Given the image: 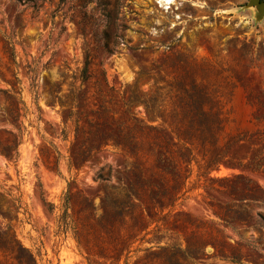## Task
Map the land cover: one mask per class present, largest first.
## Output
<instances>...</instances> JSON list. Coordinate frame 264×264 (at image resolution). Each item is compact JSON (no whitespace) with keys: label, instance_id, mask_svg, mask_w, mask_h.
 I'll return each instance as SVG.
<instances>
[{"label":"rangeland","instance_id":"obj_1","mask_svg":"<svg viewBox=\"0 0 264 264\" xmlns=\"http://www.w3.org/2000/svg\"><path fill=\"white\" fill-rule=\"evenodd\" d=\"M262 2L0 0V247L20 256V243L37 264H111L93 223L137 167L141 200L117 224L136 237L128 264H264ZM200 122L204 142L185 134ZM102 135L114 138L99 149ZM176 180L180 198L162 208L156 194L170 198ZM64 213L80 243L58 232Z\"/></svg>","mask_w":264,"mask_h":264},{"label":"trees","instance_id":"obj_2","mask_svg":"<svg viewBox=\"0 0 264 264\" xmlns=\"http://www.w3.org/2000/svg\"><path fill=\"white\" fill-rule=\"evenodd\" d=\"M109 2H104L103 4L106 5ZM105 17H107L110 19L111 15L109 13L105 14ZM87 18V13H84V19ZM117 14L114 15V22L115 20H117ZM102 21V20H101ZM100 21V22H101ZM106 21V19H105ZM99 22V23H100ZM107 27V26H106ZM94 38H98V34L95 33ZM105 43H104V47L109 50V51H113L115 50V48L118 45V42L116 40L113 41L112 43V48H110V44H111V36L110 34L105 33ZM90 63V54L86 51L85 53V62H84V67L81 71L80 74V78L85 81L88 79V65ZM14 86V85H13ZM14 89V88H13ZM74 100V99H73ZM18 103H21L20 101H16L13 105H12V111H13V119L17 118L19 115V110L20 108L18 107ZM146 109H147V113L150 116V111L148 109V105H146ZM210 125L206 124V123H198V124H189L186 129H185V134H190L191 132H195V131H199L200 136L199 139L204 142V131L205 129H210ZM161 131L162 128L158 129V131ZM78 131V130H77ZM171 132H175L174 130H171ZM177 136L179 138V141L182 140V134L177 133ZM111 135H102L101 137L98 138L97 140V145L99 149L107 146L108 144H110L111 140H113ZM187 138V137H185ZM113 143L116 146H120L122 147V149L126 152H130L133 150L138 149V143H135L133 146V149L129 147V145L126 143V141H122V139L120 140H116L114 139ZM169 143V141H168ZM95 149V145L90 149V151H93ZM187 150L189 151V149L187 148ZM222 152V151H220ZM9 159L13 158V153L11 151H9L8 153H4ZM223 158V156H221ZM82 160L81 157H79L77 159V163H80ZM86 160V159H84ZM218 165V159L217 157L212 159L211 161H209L206 165H205V169L209 170L210 168H214L215 166ZM138 168L135 167L133 169H131V173L133 174V179L129 182V189L126 193H124V198H122L121 200H118L116 198H113V200L110 202H108V197H104L102 199V208L104 210V215L97 219L95 224L93 223V225L96 227L99 226L103 231H105L108 235V242H107V246L102 244L100 245V249L98 254L100 256H102L103 258H105L106 260H109L111 262V264H120L121 260L124 258V264H128V259L131 257V253L134 251L132 249V244L135 241V235L134 234H123L120 232V230L117 228V224L119 221H121L123 218H125L126 216H130L132 219L134 217L133 215V208L134 205L133 203L130 201L131 198H137L139 200H141V196L140 194L136 191V187H143L142 184V179L139 178L138 175ZM167 169V168H165ZM98 177H101V174H99ZM188 176H186L185 179H187ZM184 182L185 181H179L176 180V183L174 184V193L173 195L166 199L164 197H160L158 194H156V198L159 199L160 203H161V207H171L174 208L176 205V202L178 201V199L180 198L179 193L181 192L183 186H184ZM145 184H147L148 186H150V182L147 181L145 182ZM151 200L153 201L155 197H153L152 195H150ZM122 204H125V208H123ZM49 209L52 210L53 209V204H49ZM149 212L152 214L151 212V208L148 207ZM66 216L67 214L64 213L63 216L59 219V229L58 232L59 233H65L69 230L70 227H72L70 225V223L66 220ZM125 220V219H124ZM158 221V220H157ZM73 232L75 237L78 239L79 243H80V231L76 226L72 227ZM19 247H20V256L18 255H14L13 253L9 252L8 249H3L0 247V252H2L4 254V256L6 258L12 259L11 264H37V260L35 255L26 247H24L23 245H21L19 243ZM151 247L147 248V249H151ZM160 251H166L168 249L167 246H159ZM1 263V261H0Z\"/></svg>","mask_w":264,"mask_h":264},{"label":"bare ground","instance_id":"obj_3","mask_svg":"<svg viewBox=\"0 0 264 264\" xmlns=\"http://www.w3.org/2000/svg\"><path fill=\"white\" fill-rule=\"evenodd\" d=\"M166 4L172 3L173 0H163Z\"/></svg>","mask_w":264,"mask_h":264},{"label":"water","instance_id":"obj_4","mask_svg":"<svg viewBox=\"0 0 264 264\" xmlns=\"http://www.w3.org/2000/svg\"><path fill=\"white\" fill-rule=\"evenodd\" d=\"M261 4H262V11H264V0Z\"/></svg>","mask_w":264,"mask_h":264}]
</instances>
